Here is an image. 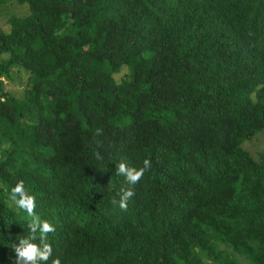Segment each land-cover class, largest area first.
<instances>
[{
    "label": "trees",
    "instance_id": "16d2710c",
    "mask_svg": "<svg viewBox=\"0 0 264 264\" xmlns=\"http://www.w3.org/2000/svg\"><path fill=\"white\" fill-rule=\"evenodd\" d=\"M7 3L26 13L0 27V264L29 231L18 181L48 264H264V158L242 147L264 129V0ZM145 159L121 210L116 168Z\"/></svg>",
    "mask_w": 264,
    "mask_h": 264
},
{
    "label": "clouds",
    "instance_id": "9594fccd",
    "mask_svg": "<svg viewBox=\"0 0 264 264\" xmlns=\"http://www.w3.org/2000/svg\"><path fill=\"white\" fill-rule=\"evenodd\" d=\"M97 159H101L99 154H97ZM151 167L149 159H145L142 167L138 169L120 162L116 168V174L125 177V182L130 187H122L118 193L119 199H113L112 203L114 205L118 204L121 210H127L128 201L135 195L134 186ZM9 199L17 209L26 213L30 218L27 224L28 235L22 236L18 241L13 243L12 251L15 253L14 264H48L52 256V247L47 242V238L49 233L55 231L54 226L47 220H41L36 214L35 197L25 190L23 181H18L11 188ZM52 264H61V262L59 258H56L52 260Z\"/></svg>",
    "mask_w": 264,
    "mask_h": 264
},
{
    "label": "rangeland",
    "instance_id": "374dc122",
    "mask_svg": "<svg viewBox=\"0 0 264 264\" xmlns=\"http://www.w3.org/2000/svg\"><path fill=\"white\" fill-rule=\"evenodd\" d=\"M24 13H26V9L23 6H18L14 3H7L5 5H2L0 7L1 29L4 31L7 29L6 21L10 14L19 16ZM26 83L27 73L16 68L11 69L9 78L3 79L4 90L11 92L15 97H22L23 90L26 87ZM242 147L247 149L253 158H264V129L252 136L250 140L243 142ZM236 259L240 263L247 264L242 257L236 256Z\"/></svg>",
    "mask_w": 264,
    "mask_h": 264
}]
</instances>
